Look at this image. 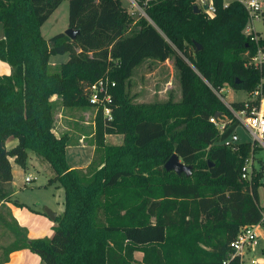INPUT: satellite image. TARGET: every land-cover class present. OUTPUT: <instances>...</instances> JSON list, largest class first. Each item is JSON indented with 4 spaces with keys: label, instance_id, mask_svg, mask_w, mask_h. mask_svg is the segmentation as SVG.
<instances>
[{
    "label": "trees",
    "instance_id": "16d2710c",
    "mask_svg": "<svg viewBox=\"0 0 264 264\" xmlns=\"http://www.w3.org/2000/svg\"><path fill=\"white\" fill-rule=\"evenodd\" d=\"M64 1L0 0V61L12 68L0 75V229L13 237L0 250V264L21 250L41 264H137L138 253L140 264H223L242 227L264 229L258 195L264 173L252 185L243 181L250 146L234 153L218 145L209 121L227 112L214 90L250 92L261 78L245 67L246 54L257 48L244 33L246 8L212 0L210 18L195 13L198 0H135L145 14L135 20L125 0H70L68 28L80 34L47 41L41 29ZM65 54L61 72L49 73L52 56ZM170 59L181 101L133 102L135 69ZM103 78L116 83L112 120L97 110L96 158L72 169L70 138L54 133L52 98L67 109L92 108L90 88ZM108 135H122L123 144L107 145ZM11 139L17 145L8 150ZM29 152L50 165V185L64 190V212L50 239H30L11 213L9 222L1 212L14 194L11 160L26 171ZM174 154L192 167L190 177L165 169Z\"/></svg>",
    "mask_w": 264,
    "mask_h": 264
},
{
    "label": "rangeland",
    "instance_id": "374dc122",
    "mask_svg": "<svg viewBox=\"0 0 264 264\" xmlns=\"http://www.w3.org/2000/svg\"><path fill=\"white\" fill-rule=\"evenodd\" d=\"M69 1L65 0L64 3L54 12V14L50 17V19L44 24L41 29L42 36L48 41L52 37L57 34L65 33L69 28ZM232 1V0H227ZM263 6L264 11V0H260ZM125 5L128 8V11L133 15L135 20L139 19L140 16H145L144 11L140 8L135 0H125ZM254 26L257 31L264 37V15L262 16V20L259 22H254ZM2 35V30L0 26V36ZM69 55H55L51 58V63L49 67V73L56 74L61 72V65L68 61ZM12 68L9 64L0 61V75H11ZM130 95L133 98V102L135 103H147V104H155V103H167V102H179L182 99L181 92V83L179 72L175 66L174 59H170L165 62H161L158 60H146L140 66H138L130 81ZM222 95L228 102L232 100H241L245 99L246 95L244 92L235 91L230 86H226L222 91ZM55 111V124L57 120H62L63 113L66 117L63 119V122L66 121L68 124V128H70V132H76L77 129L74 127L75 122H78L77 119L79 117L84 119V124L87 129H83L84 134L91 135V125L89 124L92 120L91 115L83 114V112L88 109L93 114L95 111L93 108H85V109H65L62 110L61 101H57L54 106ZM83 111V112H82ZM78 112L79 115H76ZM90 114V113H89ZM68 117V118H67ZM72 117V118H71ZM242 137H245V134L240 131ZM16 141L15 139H13ZM75 140V139H73ZM77 141V140H76ZM94 139H89V142L94 143ZM124 137L123 136H115L108 141V145L118 146L123 144ZM72 145V142H70ZM69 143V144H70ZM74 143V142H73ZM11 147V143L8 146ZM77 151L75 149L68 150V162L69 164H73L76 161L75 153ZM90 151H86L88 153ZM81 160L88 159V155H81ZM257 157L264 159V151L260 150L257 152ZM96 158V157H95ZM41 162V163H40ZM258 166V165H257ZM15 173L14 179L12 182V189L14 192V196H12V201L6 203L2 206L1 212L7 216L9 222L12 221L10 214V206L14 205L15 201H19L24 208L21 209V213L24 218V226L26 227V219L27 222L31 226H33L34 230L37 228L40 229L39 234L35 235L39 237L37 239H50L54 233V227L57 225L55 221L51 220L49 216H47V208H52L59 216H62L63 212L61 207L64 205L65 197H63L64 190L60 187L59 183L50 185V180L54 177V173L47 162L39 161L36 158L35 154L29 152V162H28V170H23L17 164L14 163ZM26 176H31L34 181L29 185H25ZM259 206L264 213V187H261L259 190ZM14 197V198H13ZM40 216H44L48 218L50 223H54V227H47L44 225L42 228L39 221L36 218ZM12 215V214H11ZM27 216V218H26ZM53 228V229H52ZM259 231L261 237L258 241V246L256 247V252L247 256L249 259L255 258L261 262L263 259L262 246L264 245V229L260 228ZM46 233V234H45ZM45 234V235H44ZM44 235V236H42ZM42 236V237H41ZM13 241V237L6 233L5 230L0 229V250L10 245ZM140 260L142 259V255H137ZM138 264V263H137Z\"/></svg>",
    "mask_w": 264,
    "mask_h": 264
},
{
    "label": "built area",
    "instance_id": "2783aa9c",
    "mask_svg": "<svg viewBox=\"0 0 264 264\" xmlns=\"http://www.w3.org/2000/svg\"><path fill=\"white\" fill-rule=\"evenodd\" d=\"M238 1L244 5L249 14V23L245 29V35L250 37L251 42L255 43L257 48L254 52L246 54L245 67L261 74V78L255 88L250 92H245V99L232 100L228 102L222 95V90H214L219 99L227 108V112L219 113L210 118V123L218 132L221 145L230 149L234 153H240L243 145L250 146V154L246 157L241 169V179L250 183H255L259 173H264V159L257 157V152L264 151V47L260 40L264 37L257 31L254 22L262 20L264 15L263 6L260 0H232ZM232 1L225 0V7ZM208 8L204 10V6ZM197 6L203 10L210 18L216 14L215 6L212 0H198ZM116 83L103 78L93 84L90 88V104L97 112L103 109V114L109 120H112V109L108 104L112 102V90ZM239 105V106H237ZM242 131L245 137L240 134ZM258 165V166H257ZM34 179L28 176L25 183L30 184ZM259 184L264 186V177L260 178ZM256 226L242 227L236 240L231 244L232 252L229 258L223 264H230L231 260L239 258L241 264H244V258L248 251H255L258 246L259 236ZM257 261H252L256 264Z\"/></svg>",
    "mask_w": 264,
    "mask_h": 264
},
{
    "label": "crops",
    "instance_id": "0c3cea01",
    "mask_svg": "<svg viewBox=\"0 0 264 264\" xmlns=\"http://www.w3.org/2000/svg\"><path fill=\"white\" fill-rule=\"evenodd\" d=\"M59 100L60 99L57 96H54L52 98V101H54L56 103ZM61 107H62V105H61ZM65 109L66 108L62 107V110H65ZM83 114L91 115V117H92V120L89 123L91 125V128H90V131H91L90 134L91 135H88V134H84L83 133V129L86 130L87 128L85 126H83L84 119L81 118V117H79L77 119L78 122H75V124H74V127L77 129V131L76 132H70L71 130H70V128H68V125H67L68 123L66 121L63 122V119L66 118L65 116L63 118V113L60 115V117L62 116V118H60L62 120H60V121L57 120V122L55 124V127H54V133L56 134L57 137H61V136H64V135H68L69 138H70V142H72V145L70 143L69 146L67 147V159H68V150L75 149L77 151L75 153V156H77L76 157V161L73 164H69L72 169L87 168L92 163V161H93V159H94V157L96 155L95 141H94V143L89 142V139H94V136H95V116H96V111H95V114H93V112H91L90 110L86 109L83 112ZM76 115H79V113L77 112ZM115 136H122V135H108V136H106V144L108 145L109 139H111V138H113ZM73 139H75V140H73ZM10 143H11V147L9 148L8 146H9ZM16 145H17V141H14L13 139H11V140H9L7 142V148H8V150L12 149ZM87 150L90 151V152L86 153ZM80 154L81 155H83V154L84 155H88V159L81 160ZM11 162H12V171H13V179H14V173H15L14 161L11 160ZM27 177L28 176H26V178ZM25 185L27 186L29 184H26L25 183ZM261 187H264V186H260L259 187V189H258V195H260L259 190L261 189ZM13 196H14V194H13ZM63 197H64V193H63ZM64 208H65V206L63 205V207H61V210L64 211ZM10 209H11L10 210L11 211L10 213L12 214V217L17 221L18 225L20 227H22V228H25L28 231V237L30 239H37V238H39V237H36L35 236L36 234L37 235L39 234V232H40V229L39 228H37L36 230H34L33 226H31V224L29 223V220L27 222V219H26V227L24 226V224H25L24 222L25 221H24V218H23V214L21 213V209L24 210V208L17 207L16 205H12V206H10ZM49 212L52 213V214H54V218H51V216L49 215ZM46 214L53 221H55L56 218L59 217L58 213H56V211H54V209H52L50 207L47 208V213ZM40 215L41 214H38V217L39 218H36L37 221H39L40 223L43 224V225H41L40 228H42L44 225H46L48 228L49 227H54V223L53 222L50 223L49 220H48V218H46L44 216H40ZM26 218H27V216H26ZM260 228H262V227L261 226H258L257 227V233H258L259 238L261 237L260 232H262V231H259ZM44 235H42V236H44ZM263 248H264V245L262 246V252H263ZM255 252H256V249H255V251L252 250V251H248L247 252V254L245 255V258H244V261H245L244 264H252V261L253 260L254 261H257L256 264H260V262L258 260H256L255 258H253V259L247 258V256H249L250 254H253ZM2 255H3L2 252H0V261H1ZM137 255H142V257H143V254L138 253L135 256L136 257V260H137V263L140 264V261L141 260H140V258H138ZM263 255H264V253H263ZM261 262L264 264V256H263V259H261ZM4 264H41V259H40V257L38 255L32 253L29 250H21V251H17L15 253H12L10 255L9 261L7 263H4Z\"/></svg>",
    "mask_w": 264,
    "mask_h": 264
},
{
    "label": "water",
    "instance_id": "95a60500",
    "mask_svg": "<svg viewBox=\"0 0 264 264\" xmlns=\"http://www.w3.org/2000/svg\"><path fill=\"white\" fill-rule=\"evenodd\" d=\"M208 8V5L204 6V10ZM194 11L196 14H200L202 10L198 6H194ZM80 34L79 31L73 30V29H68L65 32V35H67L71 40H75L76 37ZM198 47V50L200 51L202 47L199 44H196ZM239 83V81H237ZM220 114H216L218 117ZM165 169L167 171H174L177 174H185L186 176L190 177L192 175V167L186 166L182 161L180 160L179 156L177 154H174L169 161L165 164ZM49 215L51 218H54V214L49 212Z\"/></svg>",
    "mask_w": 264,
    "mask_h": 264
}]
</instances>
